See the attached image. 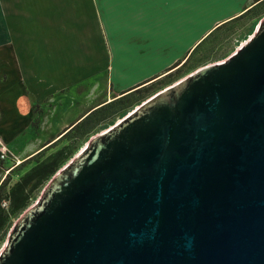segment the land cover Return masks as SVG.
I'll use <instances>...</instances> for the list:
<instances>
[{
	"label": "water",
	"instance_id": "95a60500",
	"mask_svg": "<svg viewBox=\"0 0 264 264\" xmlns=\"http://www.w3.org/2000/svg\"><path fill=\"white\" fill-rule=\"evenodd\" d=\"M0 264H264V19L62 167Z\"/></svg>",
	"mask_w": 264,
	"mask_h": 264
},
{
	"label": "crops",
	"instance_id": "0c3cea01",
	"mask_svg": "<svg viewBox=\"0 0 264 264\" xmlns=\"http://www.w3.org/2000/svg\"><path fill=\"white\" fill-rule=\"evenodd\" d=\"M263 1L0 0V140L29 158L100 103L164 76L214 29ZM263 19L264 8L249 15L240 37ZM56 95L72 97L60 114ZM9 166L0 163V184Z\"/></svg>",
	"mask_w": 264,
	"mask_h": 264
},
{
	"label": "trees",
	"instance_id": "16d2710c",
	"mask_svg": "<svg viewBox=\"0 0 264 264\" xmlns=\"http://www.w3.org/2000/svg\"><path fill=\"white\" fill-rule=\"evenodd\" d=\"M263 8L264 1L231 22L221 24L196 46L184 62L178 61L169 68L168 71L172 72L160 78H151L110 101L100 103L78 122L61 132L56 141H49L43 149L14 166L0 184V248L14 224V220L19 218L37 199L46 183L67 164L72 156V148L68 144L49 153L48 151L71 136L76 138L75 140H86L98 129L103 130L114 124L119 118L126 116L134 106H138L143 102L148 94L154 90L156 84L167 83L166 80L174 75L181 78L190 72L191 68L195 67V65H190L193 56L216 32L223 28L226 29L228 26L249 17V15H254ZM228 55L221 59L228 57ZM0 163L3 162L0 161ZM27 166L28 168L15 180L13 176L19 174Z\"/></svg>",
	"mask_w": 264,
	"mask_h": 264
},
{
	"label": "rangeland",
	"instance_id": "374dc122",
	"mask_svg": "<svg viewBox=\"0 0 264 264\" xmlns=\"http://www.w3.org/2000/svg\"><path fill=\"white\" fill-rule=\"evenodd\" d=\"M250 19V18H249ZM247 20H248V17H246L245 19L231 25V26H228L226 29L223 28L222 30L216 32L205 44H203L199 49L198 51L195 53V55L193 56L192 60L190 61V65H195V67L191 68L190 72H188L187 74H185L183 77L181 78H177V76H173L169 79H167L166 81H168L167 83H161V84H156V87L154 88V90L148 94V97L143 101L145 102L146 100L152 98L153 96H155L156 94H159L161 93L162 91H164L168 86H170L171 84H174L176 83L177 81L183 79L184 77L188 76L189 74H191L192 72H194L195 70L199 69L200 67L202 66H205V65H208L210 63H213V62H216L218 60H220L221 58L225 57L228 53L235 51L240 45L243 44V42H245L248 38L246 37V39L244 38H241L240 35L243 34V32L246 30L247 28ZM253 34V33H252ZM251 34V35H252ZM206 63V64H205ZM175 69V68H174ZM185 71V70H184ZM170 72L172 71H169L167 73H165V75L169 74ZM103 75L100 76V82L102 83L103 86L106 87L105 83H104V74L105 73H101ZM160 78V77H159ZM158 79V78H156ZM155 79V80H156ZM177 79V80H176ZM175 80V81H174ZM87 85V83L85 84ZM85 85H81L78 87V90H84L87 88V86ZM77 89H75V93H79ZM106 91L105 88H103L101 86V92H104ZM122 95V94H121ZM59 95H56L55 97L59 99L56 100L57 103H55L53 101V104L54 105V108H53V113H57V114H60L63 112V110L65 108L68 107L70 101H71V96H68L66 95L65 98H63V100L61 101L60 98L58 97ZM72 96H75L74 94H72ZM101 96H103V94H101ZM118 97V96H117ZM81 98L78 99V101L80 100ZM114 99V98H113ZM110 101V100H109ZM143 102H141L140 104H142ZM139 104V105H140ZM79 106H83V104L81 103H78ZM137 106H134L130 112H132V110H134ZM81 109V108H80ZM80 109H78V111H80ZM40 111V113H42L43 111V108H39L38 109ZM129 112V113H130ZM75 113H77V108L72 109V112L69 113V115L67 116V118H74L75 117ZM128 113V114H129ZM64 117V116H63ZM72 118V120H73ZM123 118V117H122ZM122 118H119L117 121L121 120ZM115 121V123L117 122ZM114 123V124H115ZM112 124V125H114ZM110 125V126H112ZM110 126H108L107 128H109ZM56 127H54L53 129H55ZM107 128L101 130L98 129L96 132H94L93 134H91L88 139L84 140H75L76 138L74 137H69L68 139L60 142L58 145H56L54 148H52L49 152L51 151H54L56 150L57 148H60L61 146L65 145V144H68L69 146H71V151H72V156H71V159L67 162L69 163L71 160H73L75 158V156H77L79 153H81L86 147H87V144L89 143V141L97 134L103 132L104 130H106ZM1 138V137H0ZM3 140V139H2ZM5 142V141H4ZM6 145H8L6 142H5ZM15 151V150H14ZM16 152V151H15ZM14 152V153H15ZM17 156H18V153L16 152L15 153ZM19 158V157H18ZM25 158L27 157H21L19 158L21 161L24 160ZM10 163V162H9ZM32 165V164H30ZM28 168V166L23 169L19 174H15L13 176V178L16 180L20 177V175ZM3 173L6 175V172L5 170L3 171ZM54 177V176H53ZM53 177L46 183V185L43 187V189L41 190V193L38 195L37 199H35L32 204L28 207L30 208L31 206H33L34 204H36V202L40 199L42 193L44 192L45 188L47 187V185L49 184V182H51V180L53 179ZM27 208V209H28ZM26 209V210H27ZM25 210V211H26ZM24 211V212H25ZM23 212V214H24ZM21 214V215H23ZM20 215V217H21ZM19 217V218H20ZM17 218L16 220H14V224L18 221ZM13 224V225H14ZM13 228V226H12ZM11 228V229H12ZM11 229L9 231V233L11 232ZM9 233L7 235V238L5 240V242L2 244V247L0 248V253L4 250V248L6 247L7 245V242H8V239H9Z\"/></svg>",
	"mask_w": 264,
	"mask_h": 264
},
{
	"label": "built area",
	"instance_id": "2783aa9c",
	"mask_svg": "<svg viewBox=\"0 0 264 264\" xmlns=\"http://www.w3.org/2000/svg\"><path fill=\"white\" fill-rule=\"evenodd\" d=\"M0 161L3 162V164L7 161L10 166L6 168V172H10V170L18 165L20 162H22L17 155L12 152L9 147L0 140Z\"/></svg>",
	"mask_w": 264,
	"mask_h": 264
}]
</instances>
